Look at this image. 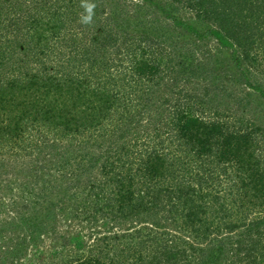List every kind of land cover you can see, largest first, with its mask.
<instances>
[{"label":"trees","instance_id":"16d2710c","mask_svg":"<svg viewBox=\"0 0 264 264\" xmlns=\"http://www.w3.org/2000/svg\"><path fill=\"white\" fill-rule=\"evenodd\" d=\"M89 2L82 24L81 0H0L12 263L55 235L34 264H264V119L247 114L264 0Z\"/></svg>","mask_w":264,"mask_h":264},{"label":"rangeland","instance_id":"374dc122","mask_svg":"<svg viewBox=\"0 0 264 264\" xmlns=\"http://www.w3.org/2000/svg\"><path fill=\"white\" fill-rule=\"evenodd\" d=\"M187 16H190V15H187ZM208 66L212 67V69H214V71L217 73L224 74L225 72H228V73H231V74H234L237 76L239 75V73H238L239 69H238L236 63L230 58V54H229V57H227V55L224 54V51L223 52L214 51L213 60L211 61V63ZM252 74H254V76L256 78H258V81L264 82V77H263L264 75L260 74V72L257 69H253ZM255 95L257 96V94H255V93H250V105L248 107L249 111H247V114L255 117L256 119L262 120V119H264V100L258 99ZM253 107L255 108V111H254ZM144 123H146V122L136 124V125H140L139 126L140 128L137 130L132 129V136L133 135L135 136L136 134H139V133H143L142 131L145 129V126L142 124H144ZM59 143L64 144V145L69 144L67 139H63L62 142L59 140L58 144ZM46 149H47V151H45V152H47L48 154L50 151H52L51 147L46 148ZM39 157L45 158L46 156L44 154H41V155H39ZM31 159H33L32 155H31ZM56 240H57V237L54 235L53 237H51V239H49V238L44 239V241L42 243H40L39 247L36 249H35V247H31V245H30L28 247V253H25L23 256H20L21 259L19 261H21V264H34L39 259V256L35 255L37 253L36 252L37 249L44 251V252L47 251L49 255L53 254L52 247L54 248V246H52V245L54 244V242ZM13 244L12 243L7 244L6 241H4L3 239H0V264H15L16 263V261H14V263H12L14 260L13 257L16 256L13 253V250L16 249V246H14ZM49 257L51 258L52 256L50 255Z\"/></svg>","mask_w":264,"mask_h":264},{"label":"clouds","instance_id":"9594fccd","mask_svg":"<svg viewBox=\"0 0 264 264\" xmlns=\"http://www.w3.org/2000/svg\"><path fill=\"white\" fill-rule=\"evenodd\" d=\"M81 7L84 8L86 14L80 17V22L82 24H91L97 5L95 3L89 2V0H81Z\"/></svg>","mask_w":264,"mask_h":264}]
</instances>
